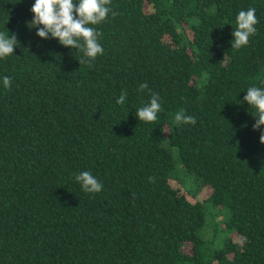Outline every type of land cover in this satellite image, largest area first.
<instances>
[{
  "label": "trees",
  "instance_id": "trees-1",
  "mask_svg": "<svg viewBox=\"0 0 264 264\" xmlns=\"http://www.w3.org/2000/svg\"><path fill=\"white\" fill-rule=\"evenodd\" d=\"M0 264H264V0H0Z\"/></svg>",
  "mask_w": 264,
  "mask_h": 264
},
{
  "label": "rangeland",
  "instance_id": "rangeland-1",
  "mask_svg": "<svg viewBox=\"0 0 264 264\" xmlns=\"http://www.w3.org/2000/svg\"><path fill=\"white\" fill-rule=\"evenodd\" d=\"M172 154H173L174 158L176 159L175 150L172 151ZM176 188H177L181 193H184V192H185V191H184L185 187L183 188L181 185H176ZM206 193H209V189H208V188H203V189H201V191L199 190V191L196 192V196H197V198L200 199L201 197L203 198V196L206 195ZM190 199H191V198H190ZM200 200H201V199H200ZM184 249H185V251H186L187 253L190 252V246H189V245L185 246Z\"/></svg>",
  "mask_w": 264,
  "mask_h": 264
}]
</instances>
